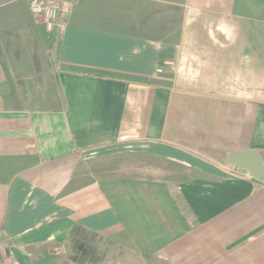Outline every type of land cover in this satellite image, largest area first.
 <instances>
[{
  "label": "crops",
  "instance_id": "1",
  "mask_svg": "<svg viewBox=\"0 0 264 264\" xmlns=\"http://www.w3.org/2000/svg\"><path fill=\"white\" fill-rule=\"evenodd\" d=\"M252 151L264 0H0V264H264Z\"/></svg>",
  "mask_w": 264,
  "mask_h": 264
},
{
  "label": "built area",
  "instance_id": "2",
  "mask_svg": "<svg viewBox=\"0 0 264 264\" xmlns=\"http://www.w3.org/2000/svg\"><path fill=\"white\" fill-rule=\"evenodd\" d=\"M73 0H27L30 14L42 21L48 32H62L69 19Z\"/></svg>",
  "mask_w": 264,
  "mask_h": 264
},
{
  "label": "water",
  "instance_id": "3",
  "mask_svg": "<svg viewBox=\"0 0 264 264\" xmlns=\"http://www.w3.org/2000/svg\"><path fill=\"white\" fill-rule=\"evenodd\" d=\"M229 163L236 169L247 172L256 181L264 183V152L236 153L229 156Z\"/></svg>",
  "mask_w": 264,
  "mask_h": 264
},
{
  "label": "rangeland",
  "instance_id": "4",
  "mask_svg": "<svg viewBox=\"0 0 264 264\" xmlns=\"http://www.w3.org/2000/svg\"><path fill=\"white\" fill-rule=\"evenodd\" d=\"M2 252V251H1Z\"/></svg>",
  "mask_w": 264,
  "mask_h": 264
}]
</instances>
